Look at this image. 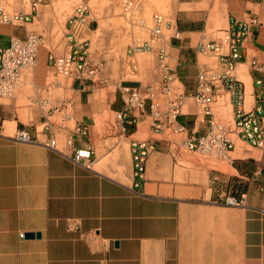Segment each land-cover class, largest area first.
Masks as SVG:
<instances>
[{"label": "crops", "instance_id": "obj_1", "mask_svg": "<svg viewBox=\"0 0 264 264\" xmlns=\"http://www.w3.org/2000/svg\"><path fill=\"white\" fill-rule=\"evenodd\" d=\"M22 9L33 19L0 23L2 47L32 32L38 11H27V4ZM214 17L220 18L218 26ZM170 18L180 38L169 40L168 69L186 95L177 118L186 134L179 140L168 130L153 132L148 105L127 136L111 123L123 109L118 82L144 88L157 79L153 53L126 52L125 61L107 60L101 78L108 81L98 87L78 80L54 87L70 102L72 120L64 126L55 114L44 129L36 104L19 106L15 97L0 96V264H264V152L235 139L227 159H200L181 145L209 129L210 117L191 96L200 64L213 61L198 54L196 45L202 37L221 36L231 18H255L257 24L249 27L233 73L240 91L224 92L213 117L222 121L221 111L229 107L233 120L237 109L264 105V0H177ZM47 54L42 48L37 55L34 81L40 85L50 79ZM262 116L264 122V110ZM75 122L87 128L85 136L74 138V147L91 149L90 166L42 146L50 138L62 145ZM17 130L37 142H15ZM136 140L154 148L141 178L133 175ZM226 196L243 202H214ZM67 218H76L79 230L67 229Z\"/></svg>", "mask_w": 264, "mask_h": 264}, {"label": "built area", "instance_id": "obj_2", "mask_svg": "<svg viewBox=\"0 0 264 264\" xmlns=\"http://www.w3.org/2000/svg\"><path fill=\"white\" fill-rule=\"evenodd\" d=\"M43 0H20L18 10L6 11L0 6V23L13 25L27 23L33 18L23 11V4H28L30 10L37 12V6ZM131 2L124 3L128 8ZM91 9L87 4H80L72 9L65 23L64 48L66 53L57 54L56 45L45 35L34 31L28 32L24 39H12L7 47L0 45V96L14 97L15 91L23 76V72L36 65L38 50L41 46H48L47 63L53 77L60 76L62 81L51 80L43 86L32 88V97L44 117L43 128L53 124L52 117L57 114L59 124L64 126L71 122L72 114L67 110L70 102L65 101L54 93V87L64 89L73 80L88 81L98 87L107 83L101 78L107 67V59L100 56L94 58L90 52V23ZM129 23L146 34L145 39L132 40L127 49V55L153 53L156 60L157 79L144 88L129 87L117 83V89L123 100V109L114 114V126L120 130L122 136H127L130 127L137 125V119L144 113L146 105L151 117V129L154 133L168 130L172 134L182 136L186 129L177 118L185 102L186 95L180 85L170 74L167 64L169 40L180 38V32L175 29L170 17L154 13L150 18L132 17ZM257 20L248 21L229 19L228 27L215 40L204 37L199 39L196 52L210 58L213 63H202L196 76V92L191 99L201 109L202 113L210 117L208 132L197 139L182 142V147L188 152L216 159H227L234 147V140L239 139L250 147L264 152V105L250 110L237 109L231 124H225L213 117V107L216 101H223L222 95L228 91L235 94L240 91L239 82L233 73L241 59V49L248 34L249 27L256 25ZM259 84V82H258ZM264 90V84H261ZM218 99V100H217ZM87 134V128L80 122H75L71 132L66 135L62 145H58L54 138L42 143V146L66 158L73 164L90 166L92 151L90 148H75L74 138ZM234 136L232 138L231 136ZM13 140L18 143H36L24 130H17ZM153 145L146 140H136L131 143L133 157V175L141 178L145 170V163L153 152ZM215 203L238 205L242 199L232 196L218 198ZM66 227L77 231L80 222L76 218H67ZM95 234V233H94ZM24 237V233H20ZM106 243L104 242V246Z\"/></svg>", "mask_w": 264, "mask_h": 264}, {"label": "rangeland", "instance_id": "obj_3", "mask_svg": "<svg viewBox=\"0 0 264 264\" xmlns=\"http://www.w3.org/2000/svg\"><path fill=\"white\" fill-rule=\"evenodd\" d=\"M19 1L0 0V6L6 11H12V9L19 7ZM127 2H131L128 8L124 5ZM176 2L177 0H50L48 6H37L38 15L34 19V24L31 26L30 31L43 34L47 39H51L53 44L56 45L55 50L59 49L60 54H62L65 44L63 36L66 19L75 6L87 4L91 9L90 19L93 20V27L88 36L91 54L96 56V58L102 56L107 60L114 59L115 62H122L126 59V52L131 41L146 38V34L143 31L129 24L133 19L132 17L140 16L148 19L154 13L171 17ZM27 6V11H29L30 6L28 4ZM211 21L215 26H218L220 18L214 17ZM42 48L49 50L46 44L44 47H40L39 50ZM144 58L145 56H143ZM35 69L34 67L23 72L14 94L19 106L36 104L33 98H28V96L32 95L31 92L34 86H43L34 81ZM49 73L50 79L47 82L51 80L62 81L60 76L54 78L50 70ZM58 92L61 94L62 90ZM58 92L56 93L57 95ZM226 102H228L227 98ZM219 103L223 105V101L219 100ZM220 119L225 124L228 121L232 123L229 107L222 109ZM111 123L114 124L113 116ZM170 136L176 140L180 139L176 134H170ZM231 137L235 139L233 135ZM194 156L200 159L207 158L196 154Z\"/></svg>", "mask_w": 264, "mask_h": 264}, {"label": "water", "instance_id": "obj_4", "mask_svg": "<svg viewBox=\"0 0 264 264\" xmlns=\"http://www.w3.org/2000/svg\"><path fill=\"white\" fill-rule=\"evenodd\" d=\"M29 236H33V233H28ZM36 236H39V234L37 233ZM115 245H117V241L114 242Z\"/></svg>", "mask_w": 264, "mask_h": 264}, {"label": "bare ground", "instance_id": "obj_5", "mask_svg": "<svg viewBox=\"0 0 264 264\" xmlns=\"http://www.w3.org/2000/svg\"><path fill=\"white\" fill-rule=\"evenodd\" d=\"M39 51V50H38ZM220 122H222V121H220ZM223 123V122H222Z\"/></svg>", "mask_w": 264, "mask_h": 264}]
</instances>
